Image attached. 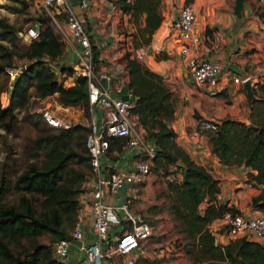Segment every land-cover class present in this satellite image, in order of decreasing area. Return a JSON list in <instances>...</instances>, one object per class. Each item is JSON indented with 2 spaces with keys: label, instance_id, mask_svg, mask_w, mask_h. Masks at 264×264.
Returning a JSON list of instances; mask_svg holds the SVG:
<instances>
[{
  "label": "trees",
  "instance_id": "trees-1",
  "mask_svg": "<svg viewBox=\"0 0 264 264\" xmlns=\"http://www.w3.org/2000/svg\"><path fill=\"white\" fill-rule=\"evenodd\" d=\"M192 1L187 0L188 3ZM115 2L132 15L138 26L134 33L135 46L150 43L164 19L163 0ZM255 12L264 18L263 2L255 5ZM39 18L40 35L23 47L15 24L0 17V38L11 42V46L4 47L9 61L0 65L1 88L6 87L5 78L9 76L6 66L12 64L13 58L28 59L19 75L13 76L8 104H3L0 99V129L13 132L19 124L16 110L25 109L23 119L39 130L34 143L43 155L40 161H28L21 171H3L0 182V264H65L55 255V243L71 237L79 218L81 195L87 190L86 183L91 176V155L86 146L89 127L81 122L68 127L55 126L44 117L43 110L29 109L33 99L41 101L58 92L64 105L81 106L88 114L91 110L86 76L79 75L72 84L57 77L53 60L63 52L65 42L49 14L44 13ZM125 58L128 87L136 95L132 111L158 145L151 169L167 177L182 174L181 180L169 181V201L165 207L184 235L186 253L194 262L264 264V244L258 240L242 235L225 245L217 244L212 222L227 211L239 213L240 210L219 199L221 180L196 162L177 142L176 131L167 122L175 116L176 99L163 75L133 56L131 50ZM94 61L98 71L96 44ZM62 69L74 71L65 64ZM254 90L257 98L252 102L248 120L227 116L214 120L216 129L204 131L210 136L213 151L224 164L245 165L254 170L248 176L263 188L253 195L252 206L264 211V83L259 82V87ZM125 144L124 137L110 138L108 153ZM180 161L184 165H180ZM44 236L49 241H45Z\"/></svg>",
  "mask_w": 264,
  "mask_h": 264
},
{
  "label": "crops",
  "instance_id": "crops-1",
  "mask_svg": "<svg viewBox=\"0 0 264 264\" xmlns=\"http://www.w3.org/2000/svg\"><path fill=\"white\" fill-rule=\"evenodd\" d=\"M71 2L90 32L94 44L97 45L98 72L109 74L107 89L115 96L121 95L117 93L116 88L121 84H128L129 71L125 49H119L116 41L118 34L122 35L120 34L122 30L132 47H136L130 40L134 37L138 27L134 18L130 13L124 12L115 0H89V7L86 9L81 7L80 0H71ZM235 2L236 0H193L190 2L197 14L193 34L200 36L201 40L199 43H193L191 53L185 55L181 52L183 38L180 37L179 29L173 24L187 0H164V19L154 32L150 43L144 44L147 47V54L141 61L152 70L162 74L166 85L174 93L175 116L167 122L175 129L179 145L196 162L206 166L215 177L221 180L222 192L219 194L221 201L236 206L240 210L239 213L243 215L253 216L264 212L252 206L253 195L258 194L263 185L249 178L248 173L254 171L252 168L245 165L224 164L213 151L210 136L201 127L202 121L206 119L221 120L227 116H235L248 120L250 112L248 91L244 83L239 84L234 81V76L250 74L253 83L258 80L264 82V18L255 12V5L264 3V0H247L244 13L246 20L242 22L239 21L234 11ZM57 26L60 29H56H59L62 38L64 33H68L70 41L67 42L63 38L64 50L53 60V66L58 78L72 84L78 77L76 68L79 61L80 43L72 35L65 20L61 19L60 25ZM207 35L212 36L214 43L217 41L219 43H216L218 45L216 48L212 46L210 52L206 51L207 46L212 45L205 39ZM193 55L209 57L220 62L221 89L217 94L212 95L204 86L197 84L190 75L188 59ZM64 64L73 67L74 71L72 73L64 71L62 69ZM41 102L47 104L48 108L61 107L59 112L65 111L66 115L68 110L77 108V106H67L61 103L58 92ZM103 114L104 110L96 107L92 118L100 121ZM134 118L137 127L145 132L146 141L158 148L155 137L143 127L137 114ZM137 152L126 144L121 149L114 148L103 155L104 168H109V171L132 169L134 159L138 155ZM181 175L172 176L179 181L182 179ZM151 178V175L146 174L141 182L128 184L119 195H108L107 199L121 202L128 193L134 192L133 209L137 215L142 217L144 206L142 199H144L145 191L150 187ZM92 183L93 177L90 176L86 193L81 198L82 205L79 212L84 222L85 240L82 244L73 241L68 257L63 259L65 264H89L86 261V251L83 245L94 238L93 214L89 199ZM220 222L221 218L215 219L211 224V229L216 236L217 244L225 245L233 237L220 226ZM117 230V226L111 227L112 238ZM150 239L146 242L145 254L136 253L137 264L157 263L154 261L159 251L154 248L156 243L150 242ZM119 260L120 257L116 255L106 258L104 264H112ZM147 260L152 262H147ZM187 264L192 263L187 262Z\"/></svg>",
  "mask_w": 264,
  "mask_h": 264
},
{
  "label": "built area",
  "instance_id": "built-area-1",
  "mask_svg": "<svg viewBox=\"0 0 264 264\" xmlns=\"http://www.w3.org/2000/svg\"><path fill=\"white\" fill-rule=\"evenodd\" d=\"M45 7H53L50 11L52 20L60 25V20L66 21L72 35L80 43L79 61L76 74L88 78L89 99L92 113L96 107H101L104 114L100 121L92 118L86 136V146L91 155L90 173L93 177L89 199L93 214V239L84 244L86 261L89 264H104L106 258L119 256V262L112 264H137L136 253L144 255L146 242L155 232L154 225L136 214L133 209L134 192L128 193L121 202L107 199V196H117L128 184L141 182L153 163L157 148L146 141L145 132L137 127L135 113L132 111L134 100H125L123 94L132 93L127 85H119L116 90L119 96L113 95L102 83V78L109 74L96 71L94 61V42L83 20L75 11L71 0H41ZM83 9L89 7V0H80ZM197 19L196 11L191 3L182 5L179 15L174 21V27L179 29L183 38L181 52L185 55L191 53V45L199 43L201 38L193 34L194 24ZM40 35V23L37 22L27 30L28 38H37ZM63 38L68 42L70 35L64 33ZM212 45L207 46L206 51H211L212 46L218 47L211 35L205 36ZM217 43V44H216ZM133 56L143 60L147 54L146 45H138L132 50ZM189 71L192 78L199 85L204 86L215 95L221 89L220 71L221 64L215 59L199 55L190 56L188 59ZM13 76L20 73L21 68L11 67L7 69ZM250 74L236 75L234 81L242 84L251 79ZM260 80L253 83L254 88L259 87ZM44 117L55 126L68 127L72 122L58 118L49 108L43 110ZM203 130L216 129L214 120H204L201 123ZM124 137L126 145L137 150L138 155L134 159V167L129 170L109 171L104 168L102 157L110 148V138ZM127 225H130L127 228ZM112 226L118 230L113 238L110 233ZM220 226L233 238L247 236L257 238L264 244V213L246 216L241 213L227 211L222 217ZM85 240V228L83 219L79 216L71 231L70 238L60 239L55 243V255L59 259H65L70 253L73 241ZM154 264H171L157 262Z\"/></svg>",
  "mask_w": 264,
  "mask_h": 264
},
{
  "label": "rangeland",
  "instance_id": "rangeland-1",
  "mask_svg": "<svg viewBox=\"0 0 264 264\" xmlns=\"http://www.w3.org/2000/svg\"><path fill=\"white\" fill-rule=\"evenodd\" d=\"M162 6L164 7V0ZM53 10H55V8L45 7L41 0H0V17H6L8 21L15 24L16 28L20 31V44L23 47L28 46L31 42V38L27 37V30L35 23L40 22L39 16L44 13L50 15V11ZM54 25L56 28H59L55 23ZM121 33L122 35L118 34L117 36L116 45L121 50L124 48L126 54L130 49L132 51L133 47L132 44L129 43V40L126 39L127 36L123 35L124 32L122 30H120V34ZM130 40L136 45L135 36L130 38ZM137 41L140 42L139 39H137ZM5 46H11V42L8 39L0 38V65L9 61L8 56L5 54ZM118 59L120 58L118 57ZM27 62V58L15 56L12 60V64L6 67L21 68ZM3 77L4 75H2L1 80ZM5 79V88H1L0 83V99L3 104H8L14 78L13 75L9 73L8 78L6 77ZM260 83L264 82L261 81ZM47 108V104H43L41 101H36L35 99H33L29 105L30 110H44ZM60 108L57 109L54 106L49 109L60 119L72 123L81 122L89 127L92 119V110H90V114H88L83 107L77 106V108L68 110V112L66 111V115L65 111L59 112ZM24 112L25 109L16 110L19 124L13 132H8L4 128L0 129V182L4 170L11 172L14 169H18V171H21L28 161H40L43 159V155H41L42 150L37 148L34 143V139L39 134V130L36 126L23 119ZM74 143H76L75 140ZM147 174L151 175L152 178L149 181L150 187L145 191L144 199L141 198L144 203L141 216L150 221L155 227V232L151 236L152 239H150V242L156 243L154 248L159 251V254L154 262H167L171 264H187V262L192 264H211L210 262L207 263L202 261L194 262L191 256L186 253L184 249V235L178 229L174 217L165 207L166 203L169 201L168 183L171 180H176L175 176H172V174L167 177L162 172H155L154 169L151 168ZM85 193L86 191L82 193L81 198ZM43 239L49 241V238L46 236H44ZM147 262L152 261L147 260Z\"/></svg>",
  "mask_w": 264,
  "mask_h": 264
},
{
  "label": "water",
  "instance_id": "water-1",
  "mask_svg": "<svg viewBox=\"0 0 264 264\" xmlns=\"http://www.w3.org/2000/svg\"><path fill=\"white\" fill-rule=\"evenodd\" d=\"M246 1L247 0H236L235 5H234V11L239 17V21H245L246 17L244 16L245 13V8H246ZM102 83L105 87H108L109 80L107 77L102 78ZM244 87L248 91V96H249V105L251 107L252 102L254 99L257 98V95L255 93L254 87H253V79H248L244 82ZM122 98L125 100H135L136 95L134 93H126L122 95ZM180 165H184L183 162H179ZM76 243L82 244L81 240H76Z\"/></svg>",
  "mask_w": 264,
  "mask_h": 264
},
{
  "label": "bare ground",
  "instance_id": "bare-ground-1",
  "mask_svg": "<svg viewBox=\"0 0 264 264\" xmlns=\"http://www.w3.org/2000/svg\"><path fill=\"white\" fill-rule=\"evenodd\" d=\"M15 75H17V74H15ZM15 75H14V76H15Z\"/></svg>",
  "mask_w": 264,
  "mask_h": 264
}]
</instances>
